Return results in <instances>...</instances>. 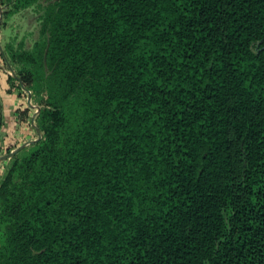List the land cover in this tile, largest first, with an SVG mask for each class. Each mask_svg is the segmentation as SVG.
Returning a JSON list of instances; mask_svg holds the SVG:
<instances>
[{
	"label": "trees",
	"instance_id": "obj_1",
	"mask_svg": "<svg viewBox=\"0 0 264 264\" xmlns=\"http://www.w3.org/2000/svg\"><path fill=\"white\" fill-rule=\"evenodd\" d=\"M0 4L33 18L4 49L41 132L0 264H264V0Z\"/></svg>",
	"mask_w": 264,
	"mask_h": 264
},
{
	"label": "crops",
	"instance_id": "obj_2",
	"mask_svg": "<svg viewBox=\"0 0 264 264\" xmlns=\"http://www.w3.org/2000/svg\"><path fill=\"white\" fill-rule=\"evenodd\" d=\"M0 6L2 10V5L0 4ZM8 18L5 23H2L1 21L3 17L1 14L0 46L5 59L0 53V154L13 149L28 139L36 137L34 125L31 123L33 110L26 103V95L24 96L23 93L24 90L19 85L17 79L14 78L9 71V69L12 68L17 74L16 62L8 57V54L4 49V43L9 40V38H12V32L8 30L10 26V19L8 20ZM23 31L24 30H21V33ZM21 33H17L15 40L16 38H19ZM33 123L36 124L34 116ZM28 144L29 143H26L22 147ZM14 153L0 160V174L3 171L8 159Z\"/></svg>",
	"mask_w": 264,
	"mask_h": 264
},
{
	"label": "water",
	"instance_id": "obj_3",
	"mask_svg": "<svg viewBox=\"0 0 264 264\" xmlns=\"http://www.w3.org/2000/svg\"><path fill=\"white\" fill-rule=\"evenodd\" d=\"M1 14H2V12H1V6H0V17H1ZM0 53L2 54L3 58L5 59V56H4L3 52H2L1 46H0ZM9 71L12 74V76L17 79V81H18L19 85L21 86V88L25 91L27 105L29 107H34L35 108L33 110L32 115H31V123L34 125L35 131H36V137H34L32 139H28V140L22 142L21 144L17 145L16 147H14L13 149H11V150H9V151H7L5 153L0 154V160L6 158L7 156H10L16 150L20 149L24 144L31 143L34 140L38 139L40 137V135H41L39 127L36 124L33 123V116L35 115V112L38 110L39 105L36 104V103L31 102V99H30L31 94H30L29 89L26 88V86L22 83V81L20 80L19 76L14 72V70L12 68H10Z\"/></svg>",
	"mask_w": 264,
	"mask_h": 264
},
{
	"label": "rangeland",
	"instance_id": "obj_4",
	"mask_svg": "<svg viewBox=\"0 0 264 264\" xmlns=\"http://www.w3.org/2000/svg\"><path fill=\"white\" fill-rule=\"evenodd\" d=\"M19 14V15H18ZM18 14L16 13H12L10 15V17L8 18V20L10 19V26L8 28L9 31H11L12 33V38H15V36L17 37V33H21V30H24L19 38H16V42L19 41H26L28 38H30L31 32L28 30L27 28V24H26V20L29 19V13L28 15H26V18H21V16H23L21 13L18 12ZM21 15V16H20ZM29 20H33V18H30ZM33 22V21H31ZM31 26V25H30ZM35 29V28H34ZM9 38V39H12ZM24 96L26 95L25 91H23ZM32 110H34V107H31Z\"/></svg>",
	"mask_w": 264,
	"mask_h": 264
}]
</instances>
